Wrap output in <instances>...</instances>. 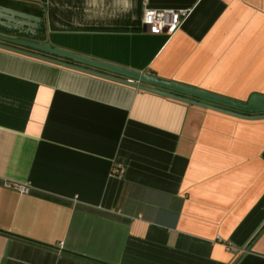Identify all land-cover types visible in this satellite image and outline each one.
Listing matches in <instances>:
<instances>
[{
	"label": "crops",
	"instance_id": "crops-1",
	"mask_svg": "<svg viewBox=\"0 0 264 264\" xmlns=\"http://www.w3.org/2000/svg\"><path fill=\"white\" fill-rule=\"evenodd\" d=\"M10 1L54 47L264 95V0ZM146 7L188 15L153 34ZM0 264H264V119L0 48Z\"/></svg>",
	"mask_w": 264,
	"mask_h": 264
},
{
	"label": "water",
	"instance_id": "water-1",
	"mask_svg": "<svg viewBox=\"0 0 264 264\" xmlns=\"http://www.w3.org/2000/svg\"><path fill=\"white\" fill-rule=\"evenodd\" d=\"M40 21L41 18L34 14L0 4V48L237 118L264 119V95L262 94H252L247 101L241 102L54 47L36 38Z\"/></svg>",
	"mask_w": 264,
	"mask_h": 264
},
{
	"label": "built area",
	"instance_id": "built-area-1",
	"mask_svg": "<svg viewBox=\"0 0 264 264\" xmlns=\"http://www.w3.org/2000/svg\"><path fill=\"white\" fill-rule=\"evenodd\" d=\"M188 12L183 9H154L146 7L143 11L142 22L153 34L170 35L184 22ZM20 193H28L30 187L26 184H16Z\"/></svg>",
	"mask_w": 264,
	"mask_h": 264
},
{
	"label": "trees",
	"instance_id": "trees-1",
	"mask_svg": "<svg viewBox=\"0 0 264 264\" xmlns=\"http://www.w3.org/2000/svg\"><path fill=\"white\" fill-rule=\"evenodd\" d=\"M0 4L4 5V6H7V7H11V8L17 9V10H20V11H24V12H27V13L34 14V15H36L38 17L42 16L41 10H38V9H35V8H31V7H27L25 5L19 4L18 2H13V1H10V0H0ZM39 29L43 30V24H41ZM37 36L39 37L38 33H37ZM37 36H36V38H37Z\"/></svg>",
	"mask_w": 264,
	"mask_h": 264
}]
</instances>
